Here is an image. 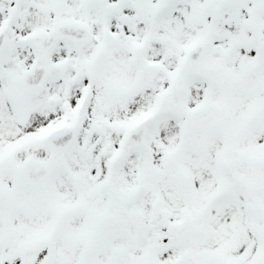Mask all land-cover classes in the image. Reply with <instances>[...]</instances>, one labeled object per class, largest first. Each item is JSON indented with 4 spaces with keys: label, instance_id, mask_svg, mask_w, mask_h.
<instances>
[{
    "label": "snow or ice",
    "instance_id": "obj_1",
    "mask_svg": "<svg viewBox=\"0 0 264 264\" xmlns=\"http://www.w3.org/2000/svg\"><path fill=\"white\" fill-rule=\"evenodd\" d=\"M0 264H264V0H0Z\"/></svg>",
    "mask_w": 264,
    "mask_h": 264
}]
</instances>
